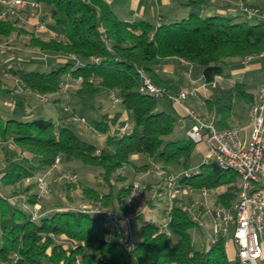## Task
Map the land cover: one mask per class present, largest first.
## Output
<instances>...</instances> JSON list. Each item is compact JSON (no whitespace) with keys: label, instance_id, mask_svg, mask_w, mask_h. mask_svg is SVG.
<instances>
[{"label":"trees","instance_id":"trees-1","mask_svg":"<svg viewBox=\"0 0 264 264\" xmlns=\"http://www.w3.org/2000/svg\"><path fill=\"white\" fill-rule=\"evenodd\" d=\"M35 1L56 9L54 23L63 25L62 39L58 36L41 38L32 27L27 30L7 19H0V39L14 33L29 34L28 46L46 53H71L77 61L65 59L48 70L21 71L19 79L23 86L37 95L62 94L65 76L81 75L83 81L75 90L76 94L85 98L113 90L124 109L130 112L132 125L126 128L120 112L103 113L94 123L97 133L106 135L105 145L98 147L51 118L38 116L19 120L0 115V144L9 141L14 149L21 151L19 158L0 170L1 183L15 185L34 176L38 169L43 173L56 155H60L61 161L78 160L99 169V189L80 182V192L86 198L102 207L111 206L114 211L129 214L133 209L128 201L133 183L120 185L114 196L111 178L125 179L118 170L133 163V155H139L150 159L156 169L168 173L188 171L190 175L183 176L181 181L197 191L204 187L211 194L217 187L226 186L214 195L213 203L232 205L239 192L238 174L221 169L214 162H200L195 168L191 167L190 158L196 143L188 138L184 141L172 138L178 116L158 110L156 98L138 91L137 69H143L154 83L167 86V80L158 74L160 63L168 58L178 61L184 58L192 63V78L201 77L203 82L215 85V78L223 75L226 58L264 51V19H247L244 15L201 16L191 11L180 20L152 24L145 20L122 19L107 0ZM196 2L199 0L188 4ZM252 19L257 20L249 22ZM181 67L186 69L183 64ZM4 89L0 80V91ZM235 97L250 105L254 102L253 95L241 82L229 87L215 85L204 99L207 110L216 112L222 126L229 125ZM151 164L144 160L141 167ZM35 185L36 181L27 187ZM162 187L157 189L160 191ZM27 198L32 204L37 193ZM37 218L31 219V211L12 205L0 196V263L231 264L224 235H218L207 248H194L191 231L198 224L178 201L171 210L170 235L155 234L161 222L144 220L142 239L133 249L123 247L118 235L107 237L108 225L101 212L59 206ZM234 264H240L237 257Z\"/></svg>","mask_w":264,"mask_h":264},{"label":"rangeland","instance_id":"rangeland-1","mask_svg":"<svg viewBox=\"0 0 264 264\" xmlns=\"http://www.w3.org/2000/svg\"><path fill=\"white\" fill-rule=\"evenodd\" d=\"M47 11V18L54 20L57 16V11L54 7H48V6H42ZM43 19H45L46 14H43L41 16ZM257 19L249 20V22L256 21ZM25 28V27H24ZM27 29V28H25ZM53 29L56 33L59 34L58 38L62 39V32H63V25L62 24H54ZM28 30V29H27ZM29 38V34L17 35L16 33L13 34V36L9 37V42L11 43L13 49L9 51L8 53L0 54V80L5 83L9 88V92H0V114L3 115L4 118H6L4 113V110L10 111L9 114H13V112L16 110V112H20L16 117V119L22 120L23 117H21L22 109L17 104L18 100H22L23 97L27 99V103L25 104V110L27 112H35V117L43 116L45 118H51L56 122H59L60 124H64L72 128L76 134L83 140H86L88 142L94 143L98 147H102L105 145V139L106 135L97 133L92 131L90 128H85L77 119H72L71 115H66L63 112L64 106H69L73 109L75 108V114L77 116H83L87 123L91 126L94 125L95 121L99 120L101 118V115L103 113H115L120 112L122 114V117L126 121V128L131 127L132 125V119L131 114L128 110L124 109V107L121 105V103H112L108 93L106 91L100 92L95 96L92 97H85L82 98L78 94H67L65 96L64 94L56 93V94H47L44 95L43 98H40L39 95L36 93H33V91L26 89L21 80L19 79V73L21 71H44L48 70L50 67L45 66L42 62L44 60L43 53L37 54H31L32 50L31 47L27 45V40ZM31 52V53H30ZM240 58L243 59L244 57H230L225 59V63H223V75L217 76L215 78V85L219 86H227L229 83H231L233 80L241 81L245 84V88L252 92L256 93L258 92L259 86L262 81H264V57L262 58H254L249 63H255L259 62L258 67L253 68H247V64H242L240 61ZM64 62V61H63ZM61 62V64L63 63ZM241 69V73L239 76H233L234 73L232 70H238ZM4 71H7L8 73H11L10 75L6 76L4 75ZM220 77V79H219ZM203 81H196L195 84L200 86ZM208 89H211L214 87V84H206ZM70 91V92H71ZM58 97L59 101L54 102V98ZM157 103V109L162 110L171 114L177 113V110L175 108V105L171 103L166 97H159L156 99ZM6 104V105H5ZM185 105L193 107L198 110L199 112H206L207 107L204 102V99L202 97L196 98V97H188L185 102ZM234 107H236V113L234 116H232V119H229V125L237 124L243 134H246L249 122H250V105L243 101L239 97H235L233 100ZM236 105V106H235ZM2 108V109H1ZM186 129L180 130L176 127V130L174 134L172 135V138L177 141H184L187 139L186 136ZM10 151L13 156H15L16 151L13 149H9L8 145H4V151ZM21 152V151H20ZM206 152V150H200V144H195L194 150L192 152V156L190 158L191 162H195V160L198 162L201 156ZM199 154V156H197ZM205 155V154H204ZM9 156L8 154H4V152L0 151V168L2 163H4V157ZM11 157V156H10ZM12 158V157H11ZM199 158V159H198ZM133 163L125 165L122 169L118 170L119 175L121 177H125V179L115 180V177L111 178V182L113 184V195L115 196L117 194L118 187L122 184H131V183H137L138 187L135 190V192L132 195L131 203L135 205V207L132 206V211L128 214H125L129 216V221L133 216L137 214V208L140 209V211H144L143 213H140V218L138 219H132L130 226L127 225V228L129 230V239L136 243L142 239L141 234V225L144 220H150V221H156L161 222L164 218V208L166 205L165 202V188L162 187V190H156L153 188V185H161V175L158 174L155 165L151 164L150 159L142 158L141 160L134 159L132 157ZM6 165L11 162L10 159L6 158ZM147 161L151 165H148L145 168L141 167L142 161ZM200 163V162H199ZM139 165L138 167H134V165ZM199 165V164H197ZM195 165V166H197ZM193 166V168L195 167ZM192 167V166H191ZM134 169L139 170L141 172L138 174V176L134 175ZM70 170L71 175L69 178H64L62 174H64L65 171ZM99 169L91 167L89 165H86L82 163L81 161L75 160V161H69L66 162L65 160H62L56 168L53 170V172L48 175L50 178L55 175L53 178L54 185L52 189H48L44 195L41 197L36 198V201L32 204H30L28 200V196H31L33 193H37L38 186L37 184L35 186L28 187H19V185H12V184H1L0 183V196L7 199V201L12 202V205H15L19 208L25 209V211L29 212H36V214L43 213L44 209L43 206L47 203H56L55 201L59 199V206L68 207L71 209H82L87 210L92 213H96L95 211L99 210L102 212H110L113 211L111 206H100L99 204H94L96 201H93L91 198H86L81 192H80V182L90 186L95 187L99 189V177L100 173L98 171ZM60 171V172H59ZM181 172V171H180ZM178 172V173H180ZM42 174V170L38 169L35 171L34 176L27 177L23 179L21 182H25L24 185L35 183L36 177L38 175ZM57 174V175H56ZM48 176H46V180L48 179ZM120 177V178H121ZM68 181V182H67ZM49 183V180H47ZM69 183V184H68ZM66 184H68L69 187L66 188ZM132 184V185H133ZM163 184V182H162ZM226 186H220L217 187L211 194L208 196L206 200L213 203L212 200L215 197L217 193L221 192ZM19 189L18 191L14 192V196L12 199H10V196L13 195V190ZM129 193H131L129 191ZM144 193V196H143ZM48 197V198H47ZM146 197V198H144ZM19 199V200H18ZM183 199V200H179ZM178 202H183L186 205L190 206L194 212L198 210V205L205 200L203 196H201L198 193H183L179 196ZM22 201L21 205L20 202ZM28 202V203H27ZM140 202L142 204H140ZM116 211V210H115ZM191 214V213H189ZM191 216V215H190ZM137 218V217H136ZM201 222L199 223L196 221V223L200 226L195 227L191 231V240L192 244L195 249H200L203 246L208 247L209 245V235L211 233V221L208 216L201 215L200 217ZM38 220V218H37ZM232 236V230L230 231V234ZM229 261L231 264H234L235 259L233 257H229ZM3 264V263H0Z\"/></svg>","mask_w":264,"mask_h":264},{"label":"built area","instance_id":"built-area-1","mask_svg":"<svg viewBox=\"0 0 264 264\" xmlns=\"http://www.w3.org/2000/svg\"><path fill=\"white\" fill-rule=\"evenodd\" d=\"M0 19L13 21L19 27H32L36 31L47 30L45 20L41 17L44 14L42 5L35 0H0ZM243 15L247 19L254 17L264 19V9L252 7L240 3ZM51 37L59 36L53 33ZM50 37V38H51ZM7 39H0V54L8 53L13 49ZM44 58L46 52H41ZM64 59L77 61L74 54H56ZM264 57V51L245 56L242 61L246 62L253 58ZM181 64L186 66L183 74L191 79L192 63L184 58H179ZM7 74V71L5 72ZM9 74V73H8ZM138 91L141 94L159 98L166 97L171 103L181 111V116L177 117L176 122L179 127L184 126L183 118H188L191 125L186 129V136L195 143H204L206 152L201 162H214L218 167L225 170H232L239 176V192L237 200L229 207L217 205L206 200L210 193L204 187L198 191L205 198L198 206V209L207 215L211 221V233L209 242L213 243L218 235H226L232 230V239L236 246V257L242 264H264V81L261 82L256 100L250 105V126L247 134H243L241 129L235 125L221 126L218 124V117L214 110L202 114L194 109L188 108L184 102L188 97H198V90L195 85L189 84L173 92L167 86L156 84L150 76L143 70L137 69ZM91 81L92 79L89 78ZM83 77L77 75L65 76L61 86V93L77 90ZM203 84H208L203 82ZM214 84V82L210 83ZM209 84V85H210ZM43 98L42 95H39ZM108 96L112 103H119V96L113 91L108 90ZM65 114L71 115L72 119H77L85 128H90L97 132L95 126L87 123L83 116H77L75 111L69 106L63 107ZM61 162V156L56 155L53 163L40 175L36 177L38 186L37 198L44 195L48 189L46 176ZM195 168V167H194ZM158 169V168H157ZM165 188V208L164 218L159 229L155 234L164 232L170 235L168 223L171 220V210L183 193H194L196 189L181 181L183 176L188 177V171L180 173H168L157 170ZM70 170L62 174L64 178H69ZM138 184L132 185L131 193L128 197L130 202L132 195L137 189ZM181 208L188 213L193 209L183 202H178ZM104 214L108 225L107 237L118 235L123 247L133 249L135 243L129 239V216L117 211H95ZM40 214L31 212V219H35ZM194 221H198L195 214L191 215ZM200 223V222H199ZM168 264V263H165Z\"/></svg>","mask_w":264,"mask_h":264},{"label":"crops","instance_id":"crops-1","mask_svg":"<svg viewBox=\"0 0 264 264\" xmlns=\"http://www.w3.org/2000/svg\"><path fill=\"white\" fill-rule=\"evenodd\" d=\"M107 1L109 2L113 11L122 19L130 21V22H135L138 20H145V21H148L152 24H157L160 21L161 22L162 21L170 22V21L180 20V19L186 17L188 15V13L191 11L196 12L201 16L220 14V15L243 17V12H242L240 3H243V4L248 5V6L258 7L260 9H264V0H199V2H196L193 4H188V2L191 0H107ZM43 10H44V14H46V17L44 20L46 23L47 30L35 31V34L41 38L49 39L51 37L50 36L51 34L56 33L53 29V26L55 23H54V20L47 18V11L44 9V7H43ZM31 50H32L31 51L32 53L30 52L31 54H37V55H38V53L40 54V51L36 48L31 47ZM46 54H47L46 58L44 60H42V62L45 66L51 67L55 64H60L61 62L65 61V59L59 55H56L53 53H46ZM253 59H251V60H253ZM240 60H241L240 62L242 64H245V65L247 64V68L248 67L249 68L250 67L251 68L258 67L260 65L259 62L249 63L251 60L243 62L241 58H240ZM181 65L182 64H180L176 58L164 59L159 65V69H158L159 77L164 79V80H167V82H168L167 87L173 92H176L180 88L187 86L189 84L195 85L197 87V90H198V97H196V98L202 97L203 99H205V97H207L211 93V89H208L207 85L206 84L204 85L203 82L201 83L200 86L195 84L196 81L202 80L201 77H198V78H192L191 77V79L187 78L183 74L184 69L181 67ZM5 72L6 71H4V75H6V76L11 74V73L8 74V72H7V74H5ZM232 72L234 73L233 76L237 77L241 73V69L232 70ZM219 79H220V77H219ZM234 82H241V81L233 80L231 83H229L225 87L231 86ZM241 83H243V82H241ZM3 84H4L5 89L2 90V92H9L10 88L5 83H3ZM247 92H249L253 95V101H255L257 94L256 93L254 94L248 90H247ZM33 93H35V92H33ZM73 93L74 92H72V91L71 92L68 91L64 95L67 96V94H73ZM58 101L54 100V102H58ZM26 103H27V99L25 98V96L23 97L22 100L17 101V104H19V106L21 107V109L23 111L21 114V117H23V119H30V118L35 117L34 116L35 112H32V111L27 112L25 110V104ZM187 107L196 110L193 107H190V106H187ZM175 108L177 110L176 115L178 117L181 116V111L179 110V108L176 106H175ZM74 111H75V108H74ZM207 112H209V111L207 110L206 112H200V113L206 114ZM4 113H6L5 114L6 118H16V117H18L17 115L20 112H18V111L16 112V110H15L13 112V114H9L10 111L4 110ZM235 113H236V107H234V104H233L230 119H232V116H234ZM110 115H111V113H110ZM1 116L3 117V115H1ZM183 122H184V126L182 128H180L178 123L176 122V126L180 130L187 129L191 125V121L188 118H183ZM233 125L238 126L237 124H233ZM249 126H250V124H249ZM248 131H249V127H248L246 134L248 133ZM5 144L8 145V148L10 150L13 149L16 151L15 156H13V155L11 156L13 158L10 157L11 153L9 150L4 151V145ZM196 144H200V150H204V149L206 150V145L204 143H196ZM0 151L4 152V154L9 155L7 157H4V163H2L0 170L5 168L4 166L7 163L6 158H11L10 160H13V159H17L21 156L20 150L14 149V146L9 141L0 144ZM204 154H205V152H204ZM204 154L202 156L200 154V159L198 158L199 159L198 162L196 160H195V162L190 161V165L193 167V166L199 164V162L202 161ZM197 156H199V154ZM132 157L134 159L136 158L139 161L141 160V156H139V155H133ZM53 170L50 172V174L53 172ZM140 173L141 172H139V170L134 169V175L138 176V174H140ZM50 174H48V175H50ZM50 176H48L47 180H49V183H48L49 189H52V187L54 185L53 178L55 177V175L52 176L51 178H50ZM0 183H1V181H0ZM24 183L25 182H20V183H17L16 185H19L20 188L21 187H27L28 185H30V184H28L25 186ZM161 185H162V181H161ZM159 186H160V184L153 185L152 186L153 191H154V189L156 191ZM18 190L17 189L13 190V195L10 196V199H12V197L14 196V194H15L14 192H16ZM194 193L200 194L199 191H197V190ZM143 196H144V193H143ZM144 198H146V197H144ZM181 200H183V199H181ZM12 202H10V203H12ZM17 202H20V204L22 203L21 200L17 201ZM55 202L56 203H53V204L50 202L48 204L46 203L45 206H43V209H44L43 213L44 214L49 213L54 208L59 207V204H60L59 199L56 200ZM212 202H214V199L212 200ZM140 204H142V203L140 202ZM21 205H23V204H21ZM131 205L133 207H135V205L133 203H131ZM143 212L144 211L141 212L140 209L137 208V214L131 218L128 225L130 226L132 219H138L137 215L140 213H143ZM192 214H195L197 216V218H199V220L201 221L200 217L203 213L201 212L200 209H198L196 212L193 211L190 215H192ZM203 215H205V214H203ZM198 226H200V225H198ZM229 234L230 233L224 235L226 254L228 256V259H229V257H233L235 259L236 258V246H235V243L232 239V236ZM262 237H264V235H262ZM240 264H242V263H240Z\"/></svg>","mask_w":264,"mask_h":264}]
</instances>
